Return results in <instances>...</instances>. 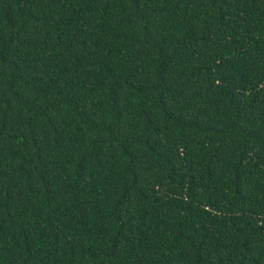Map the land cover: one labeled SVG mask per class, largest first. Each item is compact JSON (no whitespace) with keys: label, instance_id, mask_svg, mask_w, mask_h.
<instances>
[{"label":"trees","instance_id":"1","mask_svg":"<svg viewBox=\"0 0 264 264\" xmlns=\"http://www.w3.org/2000/svg\"><path fill=\"white\" fill-rule=\"evenodd\" d=\"M0 264H264V0H0Z\"/></svg>","mask_w":264,"mask_h":264}]
</instances>
